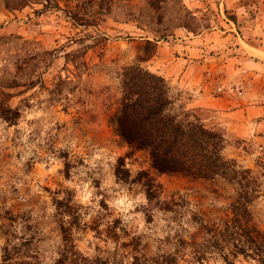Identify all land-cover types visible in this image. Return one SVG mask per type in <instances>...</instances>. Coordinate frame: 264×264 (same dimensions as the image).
<instances>
[{"label": "rangeland", "instance_id": "obj_1", "mask_svg": "<svg viewBox=\"0 0 264 264\" xmlns=\"http://www.w3.org/2000/svg\"><path fill=\"white\" fill-rule=\"evenodd\" d=\"M235 31L264 49V0H0V264L5 247L20 264H264V241L223 233L234 183L156 172L111 120L125 68L162 77L168 112L251 171L264 237V59Z\"/></svg>", "mask_w": 264, "mask_h": 264}, {"label": "trees", "instance_id": "obj_2", "mask_svg": "<svg viewBox=\"0 0 264 264\" xmlns=\"http://www.w3.org/2000/svg\"><path fill=\"white\" fill-rule=\"evenodd\" d=\"M121 75L122 96L111 119L116 135L129 148L145 150L152 169L160 174H181L206 180L221 178L234 183L237 190L230 205L232 225L227 224L223 233L229 228L243 227L241 232L256 250V241H264V237L249 225L248 205L257 192L251 171L221 153L223 138L218 131L204 127L196 119L182 122L168 112L171 101L162 77L138 67H127ZM146 184L145 198L152 203L156 197L155 185L150 180ZM11 251L8 247L3 249L2 264L20 260L13 257ZM223 259L226 262V258Z\"/></svg>", "mask_w": 264, "mask_h": 264}, {"label": "crops", "instance_id": "obj_3", "mask_svg": "<svg viewBox=\"0 0 264 264\" xmlns=\"http://www.w3.org/2000/svg\"><path fill=\"white\" fill-rule=\"evenodd\" d=\"M235 32L237 35V39H239V41L248 48L246 49L245 52H247L249 56H255L252 57L254 59L255 58L264 59V49L259 48L257 45L250 42L248 39L243 38V36H241V34H239L237 31ZM240 48H242L241 45ZM200 95H203V93H200ZM201 97L203 98L200 100H194L193 104H197L198 106H204L208 108H216L217 104L219 103L216 99L212 98L211 96H201ZM240 110L245 123L250 122L251 117L249 116V114L244 113L246 111L245 108H241Z\"/></svg>", "mask_w": 264, "mask_h": 264}]
</instances>
